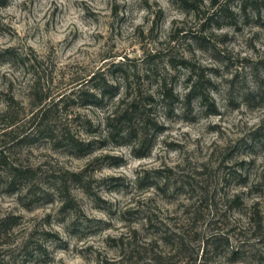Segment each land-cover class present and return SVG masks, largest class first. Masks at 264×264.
Listing matches in <instances>:
<instances>
[{
	"label": "clouds",
	"instance_id": "1",
	"mask_svg": "<svg viewBox=\"0 0 264 264\" xmlns=\"http://www.w3.org/2000/svg\"><path fill=\"white\" fill-rule=\"evenodd\" d=\"M187 2L0 0V153L37 173L10 191L0 170V264H264V7ZM34 187L53 202L29 210Z\"/></svg>",
	"mask_w": 264,
	"mask_h": 264
},
{
	"label": "trees",
	"instance_id": "2",
	"mask_svg": "<svg viewBox=\"0 0 264 264\" xmlns=\"http://www.w3.org/2000/svg\"><path fill=\"white\" fill-rule=\"evenodd\" d=\"M183 2L186 5H194V2L189 4L187 2V0H183ZM215 4H217V2L215 0H213V5H215ZM196 8H197L196 6H192L190 9H196ZM224 14H225V9L221 8V11L219 13H214L211 16H209L208 19H207V22L205 24L209 23L214 18H217L219 16L220 17L223 16ZM205 24H203V25H205ZM192 37L195 38L196 36H192ZM179 64L182 67L191 66L193 68V71L194 72L196 71V68L193 65H189L187 62H185L183 60H181V62H179ZM201 80H203V76L202 75H201ZM198 87H200L201 90L203 89V85H199ZM166 95L169 98L172 97L171 89L167 90ZM151 101H152L151 97H146V98L142 97L139 103H135V104L132 105V110L131 111L125 112L124 116L121 117L120 119H118L116 121H112L111 122V126L114 128V130H115V132L117 134L116 136L113 137V139H116L118 137V134H119L120 130L122 129V127L124 125L132 127L135 124V121H136V118H137L138 115L143 116V115L146 114V112H150L151 110L147 109L146 105L148 103H150ZM51 119H52V117L50 115L46 114L44 120L41 121V127L45 123H48ZM141 123L144 126H143V128L134 129V131H133V139H138L140 132L147 133L148 130H149V127L153 124V121L149 119V120H146V121H142ZM41 135H44V133H41ZM23 142L24 141H21L20 144L23 143ZM76 147L78 148L79 152L81 154H84V155L88 154V152H89V150L91 148V146L85 147L84 145L79 144V143H77ZM144 150L145 149L142 148V151H144ZM7 158H8V156H6L4 153H0V170L8 169L11 173L15 174L14 178L10 181V184H11L10 191L18 189V187L20 186V184L22 182H24V183L32 182L28 178V175L30 174V170L29 171H21L19 168L12 167V162H9L7 160ZM67 176L68 177H66V178L63 177V176L62 177L60 176V177H58L56 179V182L53 184L55 187H57L58 184L62 183V187H58L57 188L58 191H61V189L65 188L66 181L69 179V174H67ZM81 178H79V179H81ZM33 192L36 193L34 188H33ZM14 223H15V221L9 220L7 223L0 224V232L8 229L9 226L14 224ZM214 243L216 244V246L218 245L217 241H215ZM40 250H41V248H40Z\"/></svg>",
	"mask_w": 264,
	"mask_h": 264
},
{
	"label": "rangeland",
	"instance_id": "3",
	"mask_svg": "<svg viewBox=\"0 0 264 264\" xmlns=\"http://www.w3.org/2000/svg\"><path fill=\"white\" fill-rule=\"evenodd\" d=\"M217 3L219 2V0H215ZM192 6H196L197 7V3L194 2V5H186L185 4V7L187 8H191ZM252 7L254 8H260V7H264V4L262 3H259L258 0H253V3H252ZM194 8V7H193ZM225 9V14L222 16L226 21L228 22H234L235 21V17L233 16L232 12L230 11V9L227 7V6H224L222 7ZM219 23H220V16L217 17V18H214L212 21H210L209 23L205 24V25H202V32L203 31H207L210 29V27L213 25V24H216L217 26H219ZM193 36H196L195 38L191 37L193 40H195L198 44L199 47H201L202 49H213L215 50L216 46L215 44L212 43V39H210L209 37H206L204 36L203 34H200V35H193ZM217 56L220 55L219 52L216 53ZM173 66L174 67H181L179 62H181V60H172L171 61ZM195 68L196 66L193 65ZM197 70V69H196ZM201 75L203 76V71L201 70ZM258 137L260 139H264V131H262L261 133L258 134ZM25 142L21 143L19 146H23ZM7 160L9 162H12L10 161V157L8 156ZM14 163V162H12ZM68 177L66 173H60V174H57V172L53 171L47 175H45L41 180H40V183H45L48 187H55L53 184L56 182V179L58 177ZM28 178L30 181H35L37 180V173H34L30 170V174L28 175ZM82 179V178H81ZM24 182H22L20 185H22ZM70 183V180L68 179L66 181V186L64 189H61V194L62 196H66V194L68 193V185ZM113 183H116L115 181H113ZM87 187V190L89 193H93L94 194V187L92 184H88L86 185ZM34 190L37 194L36 196V199L34 201L31 202V207L29 208V210H34L35 208L39 207V206H42V204L46 201L47 203H52L53 200H54V197L48 193V192H45L42 188L40 187H34ZM69 208L70 209H75L76 208V204L75 202H70L69 204ZM215 242V241H214ZM213 241H209L210 244L214 243ZM221 242L220 241H217V247H219V244ZM41 252L44 251V249L41 247Z\"/></svg>",
	"mask_w": 264,
	"mask_h": 264
}]
</instances>
